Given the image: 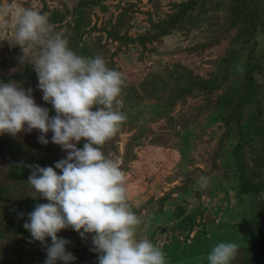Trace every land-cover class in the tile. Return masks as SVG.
Listing matches in <instances>:
<instances>
[{"label":"rangeland","instance_id":"obj_1","mask_svg":"<svg viewBox=\"0 0 264 264\" xmlns=\"http://www.w3.org/2000/svg\"><path fill=\"white\" fill-rule=\"evenodd\" d=\"M11 3L39 11L77 54L101 55L126 78L127 121L103 151L126 173L132 210L145 220L139 237L159 246L167 264H189L220 242L239 246L232 264H254L264 198L241 188H264V0H0V7ZM13 35L0 30V82L33 89L55 116ZM53 134L47 144L39 129L0 135V264L47 259L24 224L49 202L31 196L28 166L55 168L67 158ZM57 235L70 241L68 264H98L93 234L69 227Z\"/></svg>","mask_w":264,"mask_h":264},{"label":"clouds","instance_id":"obj_2","mask_svg":"<svg viewBox=\"0 0 264 264\" xmlns=\"http://www.w3.org/2000/svg\"><path fill=\"white\" fill-rule=\"evenodd\" d=\"M9 28L15 41L10 44L22 49V63L34 66L43 99L56 115L50 116L49 109L35 102L33 89L0 82V135L39 129L40 142L47 144L45 134L51 131V142L67 151V158L57 161L55 168L28 166L32 174L27 181L35 190L31 196L49 201L38 203L24 224L46 246L44 264L75 259L65 247L70 241L57 235L69 227L82 237L93 234L98 264H167L159 246L139 237L145 220L132 210L126 173L103 151L127 121L122 111L123 73L110 69L101 55L77 54L37 10L15 3L0 7V30ZM82 139L86 142L81 149L77 143ZM208 182L200 177V187ZM238 251L236 243L220 242L206 259L208 264H232Z\"/></svg>","mask_w":264,"mask_h":264},{"label":"trees","instance_id":"obj_3","mask_svg":"<svg viewBox=\"0 0 264 264\" xmlns=\"http://www.w3.org/2000/svg\"><path fill=\"white\" fill-rule=\"evenodd\" d=\"M193 2L194 1L189 2L187 6L188 7L192 6L193 5ZM144 38H147V37H144ZM248 191H254L256 193H263L264 194V188H261L258 185L243 184V186L241 188V192L242 193H245V192H248ZM256 217H260L261 218V221L264 222V201L260 205L259 212H258V214H257ZM251 222H252V220H251ZM253 237H255V233L254 232H253L252 238ZM257 239H259V241H260V247H259L260 248V253H259L258 260L254 264H264V224H263V229H261V230L259 229V232H258V235H257ZM202 252L203 251H201L200 253H202ZM208 254H209V252L206 253V256L205 257L202 256V255L201 256L200 255H197V256L191 255V256H194V258H192L191 256H189L188 257V262H189V264H200L199 263V257H202L203 259L205 258L204 263H202V264H208L207 259H206V257H207Z\"/></svg>","mask_w":264,"mask_h":264},{"label":"water","instance_id":"obj_4","mask_svg":"<svg viewBox=\"0 0 264 264\" xmlns=\"http://www.w3.org/2000/svg\"><path fill=\"white\" fill-rule=\"evenodd\" d=\"M163 231L165 232V230H163ZM163 231H161V232H163ZM161 232H160V233H161Z\"/></svg>","mask_w":264,"mask_h":264}]
</instances>
